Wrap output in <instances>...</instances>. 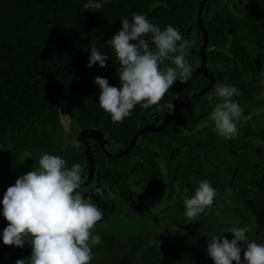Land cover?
I'll return each mask as SVG.
<instances>
[{"label": "trees", "instance_id": "16d2710c", "mask_svg": "<svg viewBox=\"0 0 264 264\" xmlns=\"http://www.w3.org/2000/svg\"><path fill=\"white\" fill-rule=\"evenodd\" d=\"M200 1L105 0L94 12L83 8L87 0H0V199L17 177L38 166L43 152L60 155L69 167L81 163L85 180L88 165L84 147L79 141L78 145L64 144L59 113L60 101L74 100L73 124L79 131L100 130L107 141L101 149L89 139L95 169L86 189L103 184L105 198L138 195L154 221L164 228L153 241L160 260L201 258L211 222L203 213L194 219L185 217V197L192 194L207 170H218L223 186L232 176L241 188L258 178L259 169L240 134L245 127L242 121L253 120L264 111V85L255 68V55L242 43L241 33L254 39L264 63V11L247 7L243 0H208L202 22L208 36L205 65L214 77L211 89L173 113L161 131L138 136L128 154L107 155L124 149L142 127L159 124L168 101L207 85L208 79L198 72L202 37L196 16ZM133 12L145 13L161 28L172 24L186 38L192 36L194 42L188 49L192 76L186 82H174L158 105L144 108L137 104L130 117L115 122L99 107L94 78L104 77L110 85L119 83L118 63L104 42L120 29L119 20L130 19ZM93 40L108 56L103 68L87 66L88 46ZM223 83L240 90L234 99L239 101L242 115L237 133L230 138L213 131L210 120L214 104L208 103V97L216 84ZM238 194L243 200L251 191ZM225 213L233 226L241 225L240 213ZM7 223L0 216V232ZM29 245H9L0 264L28 258Z\"/></svg>", "mask_w": 264, "mask_h": 264}, {"label": "clouds", "instance_id": "9594fccd", "mask_svg": "<svg viewBox=\"0 0 264 264\" xmlns=\"http://www.w3.org/2000/svg\"><path fill=\"white\" fill-rule=\"evenodd\" d=\"M105 0H87L85 10L98 12ZM120 29L104 43L111 49L118 63L119 83L110 85L97 76L98 104L120 122L132 115L137 104L144 108L158 105L174 82H186L192 76L188 58L191 42L174 25L163 28L151 22L145 13L133 12L131 18H121ZM90 42L87 66H106L108 56ZM169 61L170 63H165ZM240 90L232 84H216L208 103L214 106L210 113L213 131L225 138L237 133V122L242 108L234 97ZM173 105L167 102V112ZM68 131H71L70 127ZM84 166H68L60 155L43 152L38 166L16 178L0 199V216L8 223L0 232L4 245L23 247L31 245L28 258L15 264H90L93 246L99 245L101 235L92 232L102 220L104 211L93 197H84L80 191ZM106 185L94 187L95 197L104 195ZM217 189L207 179H201L190 196L183 200L184 216L194 219L211 205ZM249 228L231 226L225 233H210L206 238V253L212 264H264V243L247 237Z\"/></svg>", "mask_w": 264, "mask_h": 264}, {"label": "rangeland", "instance_id": "374dc122", "mask_svg": "<svg viewBox=\"0 0 264 264\" xmlns=\"http://www.w3.org/2000/svg\"><path fill=\"white\" fill-rule=\"evenodd\" d=\"M248 7L264 11V0H243ZM191 45L193 38H187ZM242 42L247 45L252 53H256L254 40L242 33ZM190 49V48H189ZM74 108V100L59 102L61 124L65 133V145H78L77 135L79 129L72 122L71 113ZM264 119V115L260 116ZM70 127L71 131H68ZM250 133H245L247 136ZM253 155L264 161V147L252 149ZM217 189V196L211 205V211L204 214L210 217L211 233H221L228 239L231 233H225L233 226L232 220L226 216V210L238 212L241 216L238 221L240 226L247 225L248 239L258 243H264V184L256 188L250 197L239 201L238 190L233 189L231 182L225 188L217 184V177L212 174L207 177ZM219 182V181H218ZM96 202V199H93ZM139 199L120 198L115 202H108L105 206L99 205L107 216L98 221L92 232L101 235L99 245L93 246V257L90 264H212L206 250L197 260H179L168 258L160 260L154 250L153 241L157 239L162 228L155 224L150 213Z\"/></svg>", "mask_w": 264, "mask_h": 264}, {"label": "water", "instance_id": "95a60500", "mask_svg": "<svg viewBox=\"0 0 264 264\" xmlns=\"http://www.w3.org/2000/svg\"><path fill=\"white\" fill-rule=\"evenodd\" d=\"M207 1L208 0H201L200 1L199 7L197 10L196 18H197V25H198V28L200 30L201 37H202V44H201V47L199 50L200 68L198 69V72L201 73L204 77H206L209 80V82L207 83V85L204 88H202L201 90H199L197 92H190L179 100H171L170 103L173 105L172 111L167 112V108H166L163 119L161 120V122L158 125H147V126L142 127L141 129L136 131V133L133 135V137L129 141L128 145L121 152H119L117 154L107 153L108 156L121 157V156L125 155L132 148V146H133V144H134V142L138 136H140L141 134H145V133L161 131L169 123L171 115L173 113L177 112L178 110H180L184 105H186V103L188 102L189 99L195 98L197 96H200V95L206 93L212 87L213 82H214V77L212 76V74L208 73V70H207L206 65H205V52L207 49L208 36H207V33H206L205 28L203 26V22H202V11H203V7ZM254 62H255L256 69L259 73L260 80L262 82L264 80V69L262 68L258 58H256ZM77 139L84 147V153H85L86 161L88 164V172H87V176H86L85 180L82 183V186H81V189H82V188L86 187L89 184V182L91 181V179L94 175V169H95V156L90 149L89 139L94 140L102 149H104V146L107 145V141L103 139L102 131L96 130L93 128H85V129L80 130L78 135H77ZM8 247H9V245H4L3 243L1 244L0 260L3 256V254L5 253V251L8 249ZM28 248L31 249V245H29Z\"/></svg>", "mask_w": 264, "mask_h": 264}, {"label": "flooded vegetation", "instance_id": "af4514ba", "mask_svg": "<svg viewBox=\"0 0 264 264\" xmlns=\"http://www.w3.org/2000/svg\"><path fill=\"white\" fill-rule=\"evenodd\" d=\"M245 3V2H244ZM246 5V4H245ZM247 6V5H246ZM248 7V6H247ZM249 8H251V7H249ZM242 33H245V32H242ZM242 33H241V36H242ZM232 34V32L230 33V35ZM247 34V33H246ZM248 35V34H247ZM251 37V36H250ZM252 38V37H251ZM253 39V38H252ZM254 40V39H253ZM255 42V41H254ZM243 43V42H242ZM244 44V43H243ZM245 45V44H244ZM247 46V45H246ZM255 46H256V43H255ZM248 48V47H247ZM256 49H257V47H256ZM248 51H249V49H248ZM250 52V51H249ZM250 53H252V52H250ZM255 56H254V61H255V59L256 58H258L259 59V62H260V64H261V66H262V68L264 69V63L263 62H261L260 61V57H259V55H257V50H256V53H253ZM254 64H255V62H254ZM255 68H256V66H255ZM257 70V69H256ZM257 73H258V71H257ZM258 76H259V73H258ZM206 78V77H205ZM207 79V78H206ZM259 79H260V76H259ZM208 82H209V80H208ZM260 82H261V80H260ZM213 84H214V82H213ZM261 84L262 85H264V80L261 82ZM211 89V88H210ZM208 92V91H207ZM206 92V93H207ZM263 93H264V89H263ZM188 94V93H187ZM205 94V93H204ZM204 94H202V95H204ZM202 95H200V96H202ZM185 96V95H184ZM183 96V97H184ZM197 97H199V96H197ZM197 97H195V98H197ZM182 98V97H181ZM180 98V99H181ZM193 99V98H192ZM179 100V99H178ZM189 100H191V99H189ZM188 100V101H189ZM187 104V103H186ZM262 115H264V111H262V112H260L257 116H256V118H254L253 120H250V119H246V120H244V121H242L241 123H243V125L245 126L244 127V129H243V131H242V133L240 134V138H241V140L243 141V144H246V146H247V149H248V151L250 152V154H251V156L254 158V165L256 166V168H258L259 169V173H258V178L257 179H253V181H252V185H247V186H245V187H243V188H241V187H239V181L236 179V177L235 176H232L229 180H228V182H227V184L225 185V186H223L222 185V183H221V177H220V172L218 171V170H216V169H212V170H207L206 171V173H205V175H204V177L203 178H207L208 176H210V175H212V174H215L216 175V177H217V184L219 185V187L220 188H225L226 186H228L229 184H231V182L234 184V188L233 189H236V190H238V192H241V191H243V190H246V189H248V190H250L251 191V194H252V192L256 189V188H258L259 186H261L262 184H264V161L263 160H261V159H259V158H257V157H255L254 155H253V153L251 152V150L252 149H260V148H262V147H264V119H262V117H260V116H262ZM163 119V118H162ZM247 120H250L249 122H247V123H245ZM161 122V121H160ZM158 125V124H157ZM245 133H250V134H248L247 136H244V134ZM92 140V139H91ZM94 141V140H93ZM254 143V144H251V143ZM99 146V145H98ZM106 146V145H105ZM104 146V147H105ZM100 147V146H99ZM133 147V146H132ZM102 149V148H101ZM132 149V148H131ZM130 149V150H131ZM123 150V149H122ZM121 150V151H122ZM130 150L126 153V154H128L129 152H130ZM121 151H119V152H121ZM119 152H117V153H119ZM117 153H115V154H117ZM110 154H112V153H110ZM125 154V155H126ZM124 156V155H123ZM88 165V164H87ZM88 172V171H87ZM87 176V175H86ZM94 176V175H93ZM202 178V179H203ZM92 180H93V177H92V179H91V181L89 182V184L92 182ZM219 181V182H218ZM249 182H250V180H249ZM89 184L86 186V187H84V188H82V189H80V191H81V193H82V195L84 196V197H93V199H96L95 201L97 202V203H99V205H101V206H105L106 204H108V202H112V204H113V202H115L116 200H119L120 198H130V199H139L141 202H142V199L137 195L135 198H133V197H131V196H122V197H116L115 195H109L108 196V198H105V195H103L102 197H95V193H94V191H93V189L91 188V189H86L88 186H89ZM83 189H86V190H83ZM237 196H239V194L237 195ZM251 196V195H250ZM249 195L248 196H245L244 197V199L243 200H245V198H248V197H250ZM243 200H240L239 199V201L242 203L243 202ZM145 207H146V209L148 210V212L150 213V210L148 209V207L145 205V203L143 202L142 203ZM204 214V213H203ZM150 215H151V213H150ZM104 216L106 217L107 216V212L106 211H104ZM205 216H207L206 214H205ZM207 217H209V216H207ZM151 218H152V215H151ZM153 219V218H152ZM209 219H210V217H209ZM153 221H154V219H153ZM155 222V221H154ZM211 222V221H210ZM155 224L156 225H158L156 222H155ZM159 227H161L162 228V232H161V234L163 233V231H164V228L162 227V226H160V225H158ZM211 233V232H210ZM161 234H160V236H161ZM159 236V237H160ZM158 237V238H159ZM157 238V239H158ZM31 250V249H30Z\"/></svg>", "mask_w": 264, "mask_h": 264}]
</instances>
